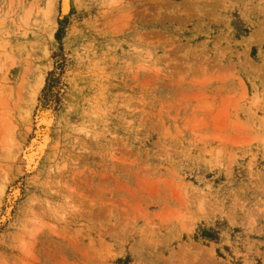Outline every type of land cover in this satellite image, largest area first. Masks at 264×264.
<instances>
[{"label":"rangeland","instance_id":"374dc122","mask_svg":"<svg viewBox=\"0 0 264 264\" xmlns=\"http://www.w3.org/2000/svg\"><path fill=\"white\" fill-rule=\"evenodd\" d=\"M0 264H264V0H0Z\"/></svg>","mask_w":264,"mask_h":264},{"label":"bare ground","instance_id":"6f19581e","mask_svg":"<svg viewBox=\"0 0 264 264\" xmlns=\"http://www.w3.org/2000/svg\"><path fill=\"white\" fill-rule=\"evenodd\" d=\"M36 140H37V143H35V146L28 153V159L31 162L34 161L35 158L39 157V155L41 153V145H42L41 140H42V137L41 138L38 137ZM17 194H18V191L13 190L11 192V195H10V200L13 199V198H15L17 196Z\"/></svg>","mask_w":264,"mask_h":264}]
</instances>
